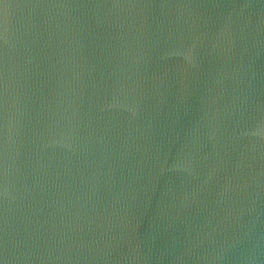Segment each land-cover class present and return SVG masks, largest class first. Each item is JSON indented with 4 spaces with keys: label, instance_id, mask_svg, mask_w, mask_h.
Returning <instances> with one entry per match:
<instances>
[{
    "label": "water",
    "instance_id": "obj_1",
    "mask_svg": "<svg viewBox=\"0 0 264 264\" xmlns=\"http://www.w3.org/2000/svg\"><path fill=\"white\" fill-rule=\"evenodd\" d=\"M0 264H264V0H0Z\"/></svg>",
    "mask_w": 264,
    "mask_h": 264
}]
</instances>
